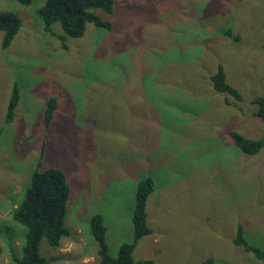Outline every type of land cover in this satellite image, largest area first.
<instances>
[{
  "label": "rangeland",
  "instance_id": "1",
  "mask_svg": "<svg viewBox=\"0 0 264 264\" xmlns=\"http://www.w3.org/2000/svg\"><path fill=\"white\" fill-rule=\"evenodd\" d=\"M44 1L0 0V11L22 20L7 47L0 30V264H15L11 249L22 252L25 228L11 211L39 161L63 167L71 186L70 235L56 250L45 239L40 247L62 255L51 264H98L94 213L118 255L133 238L135 193L147 175L156 184L152 231L134 255L264 264L233 241L242 223L264 248V147L244 153L227 137L231 129L264 136L253 102L264 95V0H115L112 13L99 12L112 28L88 23L81 37L58 22L50 33L36 13ZM219 65L241 100L214 89ZM15 83L19 103L7 122Z\"/></svg>",
  "mask_w": 264,
  "mask_h": 264
},
{
  "label": "trees",
  "instance_id": "2",
  "mask_svg": "<svg viewBox=\"0 0 264 264\" xmlns=\"http://www.w3.org/2000/svg\"><path fill=\"white\" fill-rule=\"evenodd\" d=\"M18 1L24 5H30L33 2V0ZM114 5L115 0H45L36 13L50 33L53 32V24L58 22L66 35L81 37L88 23L112 28L111 21L104 20L99 12L112 13ZM21 24L22 20L15 12L0 11V30L4 32L2 41L4 47L11 44ZM228 31L233 36L232 31L230 29ZM62 37L64 38L62 44L65 45V36L62 35ZM211 79L214 89L218 92L229 93L237 100L242 99L240 91L227 81L222 65H219L218 71L212 74ZM19 91L20 88L15 83L9 100L7 122L12 121L16 114L20 98ZM253 102L256 105L254 114L264 123V95L255 97ZM56 108V97L49 98L44 115L46 125L49 126ZM227 137L244 153L254 154L264 147V136L250 138L238 130L231 129L228 130ZM29 178L30 183L22 189V200L11 211L13 219L25 228L22 252L19 255L11 249L10 259L15 264H51L53 261L60 260L62 255L57 253L52 256H43L40 253V247L45 239L48 245L56 250L60 247L62 239L70 235V229L66 226L71 195L69 178L62 167L43 166V161H39L38 167L30 173ZM155 190V180L151 175L139 179L132 217L133 238L131 241L119 244L116 256H113L109 250L108 226L103 214L91 215L89 223L91 232L98 243V264H155L153 259H136L134 256L139 240L152 231L148 223L147 204ZM1 231L0 228V234ZM233 241L264 263V248L248 240L242 223H239ZM200 264H215V260L210 256L202 260Z\"/></svg>",
  "mask_w": 264,
  "mask_h": 264
},
{
  "label": "crops",
  "instance_id": "3",
  "mask_svg": "<svg viewBox=\"0 0 264 264\" xmlns=\"http://www.w3.org/2000/svg\"><path fill=\"white\" fill-rule=\"evenodd\" d=\"M55 166H58V165H55ZM60 167H61V166H60ZM62 168H63V167H62ZM63 169H64V168H63ZM147 176H149V175H147ZM151 176H152V175H151ZM144 177H146V176H144ZM142 178H143V177H142ZM70 196H71V195H70ZM142 238H143V237H142ZM142 238H141V239H142ZM141 239H140V240H141ZM56 254H57V253H56ZM134 256H135L136 259H143V258H145L144 256H141V257H137L136 255H134Z\"/></svg>",
  "mask_w": 264,
  "mask_h": 264
}]
</instances>
